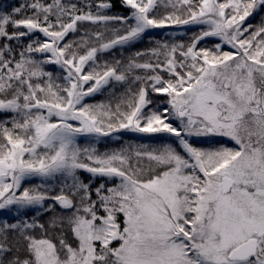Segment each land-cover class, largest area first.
<instances>
[{
  "label": "snow or ice",
  "instance_id": "obj_1",
  "mask_svg": "<svg viewBox=\"0 0 264 264\" xmlns=\"http://www.w3.org/2000/svg\"><path fill=\"white\" fill-rule=\"evenodd\" d=\"M120 2L0 10V264H264V21L245 23L264 0ZM172 25L206 27L97 61ZM113 82L115 104L86 102ZM121 130L168 142L100 151Z\"/></svg>",
  "mask_w": 264,
  "mask_h": 264
},
{
  "label": "trees",
  "instance_id": "obj_2",
  "mask_svg": "<svg viewBox=\"0 0 264 264\" xmlns=\"http://www.w3.org/2000/svg\"><path fill=\"white\" fill-rule=\"evenodd\" d=\"M24 0H3V2L0 3V10H3L5 12H8L11 10L12 7H15L19 4H22ZM81 2H84V0H81ZM112 2L115 4V7L112 9L110 14H116V15H126L128 14V10L121 5L120 0H112ZM163 11V10H161ZM264 21V10L257 11L256 13L253 14L252 17H249L248 20L246 21V24L251 23L253 26H259V24ZM179 25H172L168 27H177ZM206 26H198L195 28H192L188 31H186L183 35L181 36H174L172 34L167 33V29L162 28V31L160 33L156 34H148L145 35L139 42L130 45V46H124V47H116L112 50L98 53L97 55V61L102 65L104 62H108L109 64H114L117 60L121 61V65H126L128 60L135 56L137 52H145L149 49L157 47V42H168V43H185L188 44L191 42V39L194 35L198 34L202 28H205ZM91 32L96 30L94 26L84 24L80 26V30L76 33H70L67 37V41H76L78 40L82 34L85 31ZM36 37L39 39L43 40L44 37L40 33L35 34ZM31 39V38H29ZM28 40H25L23 42H17L19 43H24L26 44ZM218 43L217 41H201L198 47H207V48H212L214 44ZM224 50H228L227 48H224ZM148 57L144 56L140 58V62H143L147 60ZM49 70L54 71L55 76H62L64 75L63 72H61L60 69L53 67V66H48ZM136 75L144 76L147 73H145L143 70H137ZM161 75H164L165 78H167V74L164 72H160ZM60 83H63L64 81L61 80L59 81ZM138 85L133 86L134 88ZM126 85L121 84V83H116L113 82L112 84L108 85L106 89H104L100 94L86 99V102L88 103H113L115 104L117 99L120 98L123 93L126 90ZM154 100H161L162 97L153 95ZM5 117H0V119H4ZM10 126V125H9ZM115 134V133H114ZM159 141L163 142H168L166 139H160ZM81 145L85 144L86 142H80ZM41 181L38 178H33V179H28L24 183V187H35L36 185L40 184ZM37 215L36 212H31L28 217H25L26 219H31L32 216ZM47 217L45 216L44 219Z\"/></svg>",
  "mask_w": 264,
  "mask_h": 264
},
{
  "label": "rangeland",
  "instance_id": "obj_3",
  "mask_svg": "<svg viewBox=\"0 0 264 264\" xmlns=\"http://www.w3.org/2000/svg\"><path fill=\"white\" fill-rule=\"evenodd\" d=\"M1 2H3V0H0V3ZM198 26H204V25H187V26H180L179 25L177 27H166L165 29H167L166 31H167L168 34H172L174 36H181L186 31H188V30H190L192 28L198 27ZM161 31H162V28H160V29H151V30H149L148 34H156V33H160ZM148 34H146V35H148ZM209 40L217 41L218 43H220L219 39L215 38V37L207 38L204 41H209ZM139 41H136L133 44H135V43H137ZM133 44H130V45H133ZM130 45H127V46H130ZM224 48H227L228 50H231V46L230 45H225ZM56 68L59 69V66H56ZM107 87L108 86H106V88ZM100 93H97L96 95H98ZM96 95H94V96H96ZM94 96H92V97H94ZM92 97H87L86 99H89V98H92ZM165 136H166V134H158L156 137H151V136H149V134H139V133H132V132H129L127 130H121L119 132H116L115 134L113 133L110 137L102 138L101 142L99 144H97L96 146L102 152L106 151V150H109V149H119L121 147H127L129 145H131L133 149H135V147L137 145H140V144H145V145H148V146H151V147H156V146H158L160 144L165 143L163 141L162 142L159 141L160 139H166ZM79 142H86L85 144L81 145V146H86L89 143H95V140H93L92 138H81ZM29 179H33V178H29ZM33 212H35V211H33ZM15 214L16 213H8V215H15Z\"/></svg>",
  "mask_w": 264,
  "mask_h": 264
}]
</instances>
